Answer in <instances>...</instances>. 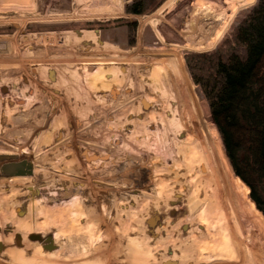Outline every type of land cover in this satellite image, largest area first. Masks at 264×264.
<instances>
[{"label": "rangeland", "instance_id": "rangeland-1", "mask_svg": "<svg viewBox=\"0 0 264 264\" xmlns=\"http://www.w3.org/2000/svg\"><path fill=\"white\" fill-rule=\"evenodd\" d=\"M77 1L82 3L72 11L66 0L68 10L63 15L16 19L10 4L0 15V152L34 148L39 156L33 168L31 155L0 154L2 165L31 162L30 169L24 165L26 169L19 170L27 172L24 176H0V218L11 212L31 223L28 229L16 231L0 220V261L16 264L4 252L10 241L23 250L27 243L42 253L63 250L64 257L51 258V264H193L203 240L200 234L211 229L199 219L185 218L187 202L193 204L179 187L197 171L190 172L176 158L174 146L186 130L170 131L167 112H160L162 101L148 94L152 87L145 77L151 65L145 63L158 61L162 55L158 48L177 46L204 124L216 132L224 152L208 104L192 81L184 56L214 50L256 0L236 1L237 10L221 38L202 51L185 48L186 41L177 30L197 3L214 5L222 0H181L164 14L158 9L166 0L142 14L126 13L127 0H122L123 11L112 0ZM108 3L114 4L111 7L117 13H102L110 8ZM127 22L135 23L133 31ZM85 31L95 33L94 43L87 44L80 37ZM103 44L112 47L109 54L100 51ZM95 72L103 84L96 83L98 76L90 81ZM115 74L120 75L119 82H113ZM143 99L150 100L146 107ZM225 170L236 188L238 203L232 205L227 193L220 200L230 201L238 218L243 210L253 214V222L263 229L264 217L249 189L244 192L247 186L234 174L227 157ZM223 180L215 176L213 183L224 185ZM49 190L52 196L47 195ZM73 194L79 199L70 217L73 223L67 216H31L26 209L33 197L51 207ZM260 228L254 231L259 234ZM57 234L62 236L54 240ZM192 236L201 240L193 242ZM205 242L214 243L212 239ZM31 254L26 250L21 264H49L24 263Z\"/></svg>", "mask_w": 264, "mask_h": 264}, {"label": "bare ground", "instance_id": "bare-ground-1", "mask_svg": "<svg viewBox=\"0 0 264 264\" xmlns=\"http://www.w3.org/2000/svg\"><path fill=\"white\" fill-rule=\"evenodd\" d=\"M178 1L181 0L164 1L158 12L160 14L170 12ZM236 1L238 0H222V3L218 1L214 5L199 2L193 6V10L187 15L189 18L185 17L186 19H184L182 29L177 30L178 35L186 41L184 47L194 51L212 48L223 35L231 17L237 10ZM245 1L252 3L253 0ZM228 10L230 11L229 13ZM112 11L113 9L109 8L102 13L111 14ZM79 35L85 38L84 42L87 44H92L97 39L93 31L80 32ZM111 49V46L103 44L100 51L104 54H109ZM158 49L162 53L158 61L156 63H145V65H151L148 68V76L145 77V81L147 80L149 86L152 87L151 92L148 94H150V97H155V99L162 101V110L160 112H167V126L170 125L172 128H170V131L176 134L182 129L186 130L185 137L174 146L176 158H179L183 165L188 166L190 172L195 169L197 171V174L194 175L192 173L193 177L189 176V180L182 182L184 184L179 187L186 190V193L190 196L189 200L193 204L192 207L187 202L188 213L185 214V218L199 219L211 229V232L200 234L203 240L195 251L193 264H264V227L262 229L257 221L253 222V214L246 215L248 213L246 210L240 212L238 218V211L231 207L230 201L228 203L222 199L220 200L221 194L227 193L231 195L232 205H236L238 203L236 188L226 176V157L217 134L204 124V113L194 99L191 85L182 68V59L178 53V48L176 45H172ZM100 62L93 61L92 63L99 65L101 64ZM111 62L113 61L107 63ZM98 74L100 73H93L90 81L93 82L98 76L96 83L101 85L103 83ZM49 75L52 76L53 72L50 71ZM119 81L120 75L115 74L113 82ZM149 102L150 100L148 99L142 100L145 107ZM162 113H159L158 116ZM158 127L162 129L160 123ZM0 154L31 155L33 168L39 160L34 148L22 150L13 147V149H5ZM197 168L200 170L198 171ZM32 174L34 175V172ZM194 176H197L196 180ZM215 176L218 179L223 177L225 184L215 186V183H213ZM247 189L245 187L244 192H247ZM52 194V190L47 193L48 196H52ZM67 194L65 192V195ZM227 203L229 204V210H226L225 207ZM41 204L43 203L40 197H33L26 203V209L30 211L31 216L41 214L57 215V217L67 216V219L73 223V219L70 217L73 216L71 214L74 210L78 209L79 199L76 194H73L51 207H44ZM0 220L11 225L16 231H23L31 225L28 219L18 218L11 212L5 214ZM148 222L151 223V220L149 219ZM255 228L262 230L258 234L254 231ZM243 231L247 233L244 235ZM53 236V239L56 240L62 235ZM197 239L192 236L190 240L198 243L201 239H198V241ZM209 239H212L214 243L207 244L205 241H209ZM215 242L216 244L218 242L219 245H216ZM7 243L8 247L4 252L8 259L15 260L13 263L16 264L22 263V257L25 256L26 250L31 251L32 254L24 263L44 262L51 264L54 263L49 261L51 258L59 255L64 257L62 254L63 250L58 253H42L40 249L29 243L26 244L24 250L14 247V244H11L10 241ZM0 264H2L1 261Z\"/></svg>", "mask_w": 264, "mask_h": 264}, {"label": "trees", "instance_id": "trees-1", "mask_svg": "<svg viewBox=\"0 0 264 264\" xmlns=\"http://www.w3.org/2000/svg\"><path fill=\"white\" fill-rule=\"evenodd\" d=\"M162 1L127 0L124 9L142 14ZM126 25L135 29V23ZM184 60L234 174L264 217V0H256L214 50L191 52Z\"/></svg>", "mask_w": 264, "mask_h": 264}, {"label": "crops", "instance_id": "crops-1", "mask_svg": "<svg viewBox=\"0 0 264 264\" xmlns=\"http://www.w3.org/2000/svg\"><path fill=\"white\" fill-rule=\"evenodd\" d=\"M112 1H114V4L120 5L119 8L121 9V11H123L122 10V0H112ZM80 3H82V2L81 1L78 2L77 0H69V4L72 7V11L76 8V6L80 5ZM112 3L111 4L108 3L107 7H110V8H112L111 6L114 7V4H112ZM8 4L11 5L12 14H14L12 18H16V19H19V17H22V16L26 17L25 15H28V16L31 15L30 17H36L39 15H42L44 17L47 15L52 16L55 14L56 15H63L64 12H67V10H68L66 0H8V2H4V0H0V15L1 16L3 15L4 12H6V10H4L3 7H5V9H6ZM47 7H49V8L46 9ZM97 7L102 8V6H100V5H97ZM19 9H22L23 11H21V12L17 11ZM112 9L114 11V8H112ZM115 13H117V12H115ZM118 13H120V11H118ZM32 21L34 22V20H30V23ZM35 21L40 22V21H45V20L37 19Z\"/></svg>", "mask_w": 264, "mask_h": 264}, {"label": "water", "instance_id": "water-1", "mask_svg": "<svg viewBox=\"0 0 264 264\" xmlns=\"http://www.w3.org/2000/svg\"><path fill=\"white\" fill-rule=\"evenodd\" d=\"M100 43H102L101 40H99ZM9 158V157H6ZM30 164L31 162L29 161L28 164H23L22 162H8L5 164H0V176L4 175H23L27 172L24 171H19L21 168H24V165L26 166L27 169H30ZM24 168V169H26ZM68 196V194H67Z\"/></svg>", "mask_w": 264, "mask_h": 264}, {"label": "flooded vegetation", "instance_id": "flooded-vegetation-1", "mask_svg": "<svg viewBox=\"0 0 264 264\" xmlns=\"http://www.w3.org/2000/svg\"><path fill=\"white\" fill-rule=\"evenodd\" d=\"M183 136H184V134H183Z\"/></svg>", "mask_w": 264, "mask_h": 264}]
</instances>
